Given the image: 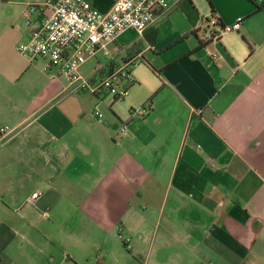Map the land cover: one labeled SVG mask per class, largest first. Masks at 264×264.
I'll return each instance as SVG.
<instances>
[{
    "label": "crops",
    "instance_id": "obj_1",
    "mask_svg": "<svg viewBox=\"0 0 264 264\" xmlns=\"http://www.w3.org/2000/svg\"><path fill=\"white\" fill-rule=\"evenodd\" d=\"M42 1L0 0V127L14 128L0 133V264H264V10L207 0L219 26L244 17L217 42L201 41L198 0L195 23L167 0L125 31L82 67L99 79L139 58L129 91L153 106L122 117L17 49Z\"/></svg>",
    "mask_w": 264,
    "mask_h": 264
},
{
    "label": "built area",
    "instance_id": "obj_2",
    "mask_svg": "<svg viewBox=\"0 0 264 264\" xmlns=\"http://www.w3.org/2000/svg\"><path fill=\"white\" fill-rule=\"evenodd\" d=\"M180 1V0H176ZM264 10V0H253ZM167 0H116L111 9L102 11L90 0H47L29 5L27 11L39 10L41 15L29 20L30 38L17 45V49L30 57L41 56L48 60L49 67H55L57 74L65 75L71 92L88 90L95 94L112 96L114 100L123 99L129 92L132 82V67L139 61L138 57L123 60L110 72L99 79H91L82 70L83 65L97 56L102 49H109L127 30L142 34L158 17V10L165 6ZM48 8V9H47ZM243 16L240 15L229 25L219 26L217 15L206 18L203 43L217 42L225 30H237L241 27ZM213 60L220 54L213 52ZM153 106L147 101L140 107H132L134 116L144 115ZM96 116L103 115L101 110ZM125 122L116 126V137L125 133ZM14 128L10 125L0 127V133L9 136ZM34 192L33 196H37ZM121 236H123L121 234ZM129 240V237H125ZM129 244V243H128Z\"/></svg>",
    "mask_w": 264,
    "mask_h": 264
},
{
    "label": "rangeland",
    "instance_id": "obj_3",
    "mask_svg": "<svg viewBox=\"0 0 264 264\" xmlns=\"http://www.w3.org/2000/svg\"><path fill=\"white\" fill-rule=\"evenodd\" d=\"M198 1H200L199 10L202 13V15L210 16V6L208 1L207 0H198ZM206 25H207V20L204 19L203 26ZM126 37H129V35H126ZM144 65L145 63L140 61L135 66V68L138 72H143L146 69ZM131 89H133V87ZM131 89L129 91V94H127L125 98L116 100L111 108L114 109L122 117L126 116L129 113L131 105H133V107H140L143 104L142 101H140L142 97V92L137 91L136 93H132ZM100 107L103 113L106 112V110H109L108 107H106L105 105H101Z\"/></svg>",
    "mask_w": 264,
    "mask_h": 264
},
{
    "label": "trees",
    "instance_id": "obj_4",
    "mask_svg": "<svg viewBox=\"0 0 264 264\" xmlns=\"http://www.w3.org/2000/svg\"><path fill=\"white\" fill-rule=\"evenodd\" d=\"M184 1L186 2L184 9L187 12V15L189 16L191 22L195 23L199 17V10L192 0H184Z\"/></svg>",
    "mask_w": 264,
    "mask_h": 264
}]
</instances>
